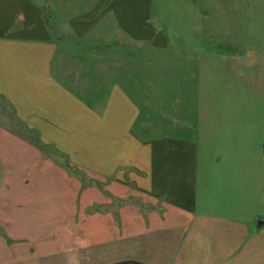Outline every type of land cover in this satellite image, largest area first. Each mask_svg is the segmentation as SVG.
<instances>
[{"label": "crops", "instance_id": "obj_1", "mask_svg": "<svg viewBox=\"0 0 264 264\" xmlns=\"http://www.w3.org/2000/svg\"><path fill=\"white\" fill-rule=\"evenodd\" d=\"M153 15L0 0V264H264L252 121L192 105L189 70L154 71L146 100L124 49L170 48Z\"/></svg>", "mask_w": 264, "mask_h": 264}, {"label": "rangeland", "instance_id": "obj_2", "mask_svg": "<svg viewBox=\"0 0 264 264\" xmlns=\"http://www.w3.org/2000/svg\"><path fill=\"white\" fill-rule=\"evenodd\" d=\"M153 16L169 29L170 48L124 49L129 61L137 59L130 61L133 73L146 75L141 78L146 100L153 101L147 77L154 71L189 70L190 79L177 78V85L192 80L198 92L210 91L194 95L198 100L192 105L218 103L224 117L252 121V183L262 184L257 205L264 210V0H154ZM197 52L207 60H195ZM198 69L205 72L203 78L193 72ZM193 113L191 121L199 125Z\"/></svg>", "mask_w": 264, "mask_h": 264}]
</instances>
